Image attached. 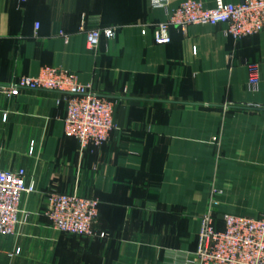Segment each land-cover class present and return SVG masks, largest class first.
I'll return each mask as SVG.
<instances>
[{
    "label": "crops",
    "instance_id": "obj_1",
    "mask_svg": "<svg viewBox=\"0 0 264 264\" xmlns=\"http://www.w3.org/2000/svg\"><path fill=\"white\" fill-rule=\"evenodd\" d=\"M166 19L149 0H0V85L69 69L114 102L115 122L108 143L82 152L65 134L61 93L0 91V169L24 168L36 187L15 233L0 234V264H187L204 215L217 229L225 213L264 217V31L236 40L221 23L172 26L171 42L156 44ZM95 26L117 35L90 49ZM53 190L97 198L106 236L55 229L45 213Z\"/></svg>",
    "mask_w": 264,
    "mask_h": 264
},
{
    "label": "built area",
    "instance_id": "obj_2",
    "mask_svg": "<svg viewBox=\"0 0 264 264\" xmlns=\"http://www.w3.org/2000/svg\"><path fill=\"white\" fill-rule=\"evenodd\" d=\"M149 1L152 7H163L167 12V19L154 25L156 44L171 42L172 26L185 29L191 24L221 23L225 24L224 34L236 40L264 31V0H241L239 3L215 0L211 8L197 0H185L171 10L169 0ZM39 26L36 22V29ZM85 26L83 20L81 28ZM117 30L116 26H95L86 30L88 47L96 49L102 36L114 38ZM259 83L258 64L251 63L248 85L256 90ZM24 89L50 90L63 95L65 134L77 139L82 152L91 145L102 147L111 139L115 128L114 102L96 94L91 85L80 83L75 72L45 66L37 76L22 75L0 85V91L7 96H17ZM34 145L32 142L30 153L34 152ZM35 190V184L28 182L24 168L0 169V234L15 233L20 222L22 197ZM45 213L52 226L63 233L90 238L106 236L95 228L99 214L97 198L53 190L47 195ZM221 220L224 227L217 229L213 214L202 217L197 249L191 257H185L187 264H264V217L225 213ZM17 252H20L19 248Z\"/></svg>",
    "mask_w": 264,
    "mask_h": 264
},
{
    "label": "trees",
    "instance_id": "obj_3",
    "mask_svg": "<svg viewBox=\"0 0 264 264\" xmlns=\"http://www.w3.org/2000/svg\"><path fill=\"white\" fill-rule=\"evenodd\" d=\"M99 232V231H98ZM105 233V232H104ZM106 234V233H105ZM83 237V236H82ZM100 236H97V237H95V238H99ZM100 238H103V237H100Z\"/></svg>",
    "mask_w": 264,
    "mask_h": 264
}]
</instances>
